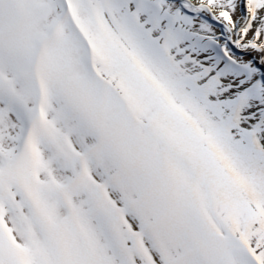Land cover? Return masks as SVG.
Listing matches in <instances>:
<instances>
[{
	"label": "snow or ice",
	"instance_id": "1",
	"mask_svg": "<svg viewBox=\"0 0 264 264\" xmlns=\"http://www.w3.org/2000/svg\"><path fill=\"white\" fill-rule=\"evenodd\" d=\"M0 264H264V0H0Z\"/></svg>",
	"mask_w": 264,
	"mask_h": 264
}]
</instances>
